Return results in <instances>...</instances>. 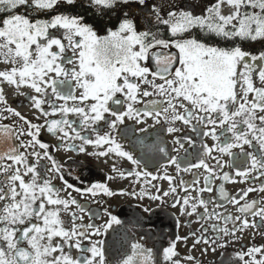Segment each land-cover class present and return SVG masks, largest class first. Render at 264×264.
<instances>
[{"label":"snow or ice","instance_id":"1","mask_svg":"<svg viewBox=\"0 0 264 264\" xmlns=\"http://www.w3.org/2000/svg\"><path fill=\"white\" fill-rule=\"evenodd\" d=\"M225 4L230 14H222ZM198 6L176 4L165 17L148 0H0V13H7L0 19V50H6L4 62L13 65L0 71V82L14 85L38 113L37 120L43 118V123H32L7 105L0 89V118L8 119L7 113L26 125L18 130L0 125V264H180L175 257L176 241L181 237L158 250L159 260L157 250L145 246V236L138 240L128 237L127 250L111 259L107 241L93 237L116 231L114 226L124 228V222L106 208L104 223L77 224L83 220L78 213L87 210L71 192L61 197L51 180L42 176L38 170L42 159L51 161L48 171L58 173L65 189L72 192L91 197L101 193L106 197L131 196L141 201L147 196L161 206L171 198V207L180 205L181 214L188 216L202 208L197 220L205 224H201L199 235H192L196 237L193 247L203 243L204 252L225 248L224 237L238 240L237 233L249 228L264 234V206L246 199L249 193H264V180L258 188L247 187L231 197L223 186L219 188L220 200L231 203L240 214L235 217L217 211L224 207L218 200L202 196L213 192V178L233 183H251L250 176L252 180L264 178V51L254 54L240 46L224 48L209 42L215 37L264 45V0H216L196 14ZM33 13L55 14L33 21ZM161 26L169 39L162 38ZM58 29L64 30L62 39L50 31ZM194 29L207 39L193 36ZM172 48L176 53L165 51ZM68 51L71 56L66 55ZM24 87L35 95L21 92ZM70 115L77 119H69ZM161 119L166 128L157 127ZM177 122L197 139L176 136L181 131ZM42 130L58 141L56 151L63 148L126 160L131 169L124 171L114 164L112 171L123 178L134 177V184L143 178L140 191L117 193L103 183L82 190L68 183L50 153L53 146L39 138ZM161 133L173 137V147ZM23 136L29 139L24 141ZM204 138L214 141L212 146L203 143ZM73 141H80L78 148ZM185 143L193 149L191 154ZM88 145L99 150L88 153ZM182 150L184 157L179 156ZM189 155L195 162L184 165L182 160ZM29 156L35 162H30ZM209 157L214 164L208 163ZM150 164L158 168L174 165L177 174L202 168L203 186L194 189L195 197L180 198L175 178L166 172L154 175L148 170ZM226 166L235 170V177L223 171ZM156 180L167 181L168 189L152 183ZM191 183L199 184L195 172ZM180 187L189 191L183 181ZM142 211L151 218L150 207H142ZM62 213L71 217V228ZM88 215L92 220L93 214ZM144 224V217L136 213L126 231L143 229ZM55 238L59 242L53 243ZM72 249L79 254L75 258ZM236 259L242 264H264V247H250L237 253Z\"/></svg>","mask_w":264,"mask_h":264},{"label":"flooded vegetation","instance_id":"2","mask_svg":"<svg viewBox=\"0 0 264 264\" xmlns=\"http://www.w3.org/2000/svg\"><path fill=\"white\" fill-rule=\"evenodd\" d=\"M153 0H148L149 5L154 4ZM216 0H166L164 3L160 5L155 4L161 11V14L166 17L167 12L172 10L174 5L176 4H196L199 5L195 8L196 14H201V12L206 9L208 6L213 5ZM231 9L225 4L222 6V14H230ZM7 13H0V19L4 18ZM51 13H43L37 15L33 13L31 15V19L34 21L35 19L47 20L51 18ZM141 30H144L143 23L141 24ZM162 30V38L169 39V35L165 30V26H161ZM59 38H63V29L58 30H50ZM104 34V33H101ZM193 36H199L204 39H207L204 33H201L199 29H194L192 32ZM67 43V41H64ZM214 46L230 48L235 46H240L245 51H250L252 53H258L260 51H264V45L260 42H251V41H240L237 39L236 41H225L219 38H213L211 41ZM252 44V47L248 45ZM257 44V46H254ZM34 47V46H33ZM159 50V49H157ZM165 51H169L171 53H176V49H167ZM6 50H0V71L10 70L13 65L9 63H5L4 53ZM66 55L71 56V51H68ZM67 67H71V65H67ZM257 86H259L258 80L256 81ZM0 89L3 90L5 98L7 100V105L16 111L20 112L27 119L31 120L32 123H43V118L37 120L38 113L31 107L30 102L25 99V96L20 95L16 90L14 85H8L6 82H0ZM21 92L26 94L35 95L31 89L26 87L20 89ZM151 99V98H146ZM57 103H62V101H58ZM71 103V102H69ZM2 107V106H0ZM47 109V105H44ZM137 107H141V105H137ZM4 115H8V119L0 118V125H9L11 127L16 128L17 130L20 127H24L26 129V125H23L22 122L18 120V118L11 116L7 113ZM59 118L57 117H50ZM69 119H77V117L70 115ZM151 123V121H149ZM177 127L181 129L180 132L176 133V136H191L194 140L197 139L194 133H192L188 127L183 124L177 122ZM101 128L104 127L103 124L100 125ZM157 127H167L164 124L163 119H161V125ZM82 134H89L87 132H82ZM162 137L169 143V147H173L171 144L172 136H168L166 133H161ZM40 140L42 142L49 143L53 147L50 149L51 155L56 160L57 164H59L62 168L65 180L74 185L77 188L85 189L90 187L94 183H103L110 190L115 191L117 193L121 191L131 192L133 190L139 192L140 191V183H143V178H141L140 183L134 184L132 181L134 177L123 178L120 177L118 173L113 172V165L121 170L127 171L131 169L133 166L127 162L126 160L116 158L114 155L109 157H100V156H90L87 154L79 153L78 151H67L65 149H60L59 151L55 150V145L58 141L52 137L50 134L46 132V130H42L40 134ZM94 138V134H93ZM22 140L27 141L29 137L23 136ZM17 145H19L20 141H15ZM77 148L80 145V141H73ZM203 143L212 146L214 141L210 138H204ZM199 148V144L196 146ZM185 148L188 149V152L191 154L193 149L185 143ZM40 151L39 148L36 149ZM99 149L94 148L92 145L86 146V151L88 153L98 151ZM248 150L247 147L245 149ZM18 151L24 152L25 149L19 148ZM32 149H28V152H31ZM235 152H239V149H234ZM172 155H177V153L173 152ZM212 155L218 156V153H213ZM180 157H184L183 150L179 153ZM30 162H35V158L32 156L28 157ZM225 161L228 160V157H223ZM188 162H195L192 155H189L187 160H182V163L186 165ZM5 163H11L10 161H5ZM166 163V161H165ZM208 163L214 164L215 161L210 157L208 158ZM40 165L42 167L38 168V170L42 173V176L45 179H50L52 185L59 190L61 197L65 196L66 192H71L72 196L77 200V202L83 206L87 212L78 213L79 215H83V220H77L76 223H83L87 225L88 223H95L97 225L102 224L106 221L107 217L104 216V210L107 208L113 215H117L123 222L124 228L119 226H114L116 231L110 230L109 233L104 237H93V239L103 238L107 241L109 257L113 260L118 258L125 250H127L126 238L130 237L132 239H139L141 235L145 236V246L153 247L156 252V258L160 259L159 251L162 246H167L169 241L175 240L176 237H181L180 240L176 241V252L177 257L180 261V264H242L239 260L236 259V254L241 251H247L250 247H264V234L256 229H246L243 232H238L237 236L239 239L237 240L235 237H224L222 242H225L227 246L225 248H216L215 252H212L209 249L207 252H204L205 245L203 243L196 245L193 247V243L195 240V236L192 233L200 234L201 224H205L204 221H198L197 216L203 212L202 208L197 209V212L192 216L182 215L180 211V205L173 208L171 207L172 199L167 198V203L163 206L159 204L158 201H151L145 196L143 201L135 199L131 196H114V197H106L102 193L96 197H91L89 194L72 192L71 189H65L64 183L61 181L60 176L55 171H48L52 167L51 161L47 159H42L40 161ZM246 166V165H245ZM148 170L152 171L154 175H163L165 172L168 175H171L175 178V182L177 185L178 195L180 198H183L185 195H191L195 197L197 195L195 188H199L203 186V176L205 175L204 170L201 169H192L190 172H182L177 174L176 168L174 165H168L166 168H158L155 164H150ZM224 172H229L231 175L235 177V170L229 167H225L223 169ZM193 172L197 173L199 178V184L193 185L191 182L193 180ZM256 175L255 173L252 174ZM112 176L113 179L109 180L108 177ZM27 179V178H26ZM150 179V177H149ZM240 178L236 177L238 181ZM251 183H239V182H223L213 178L212 187L213 192L208 193L204 192L202 194L203 198H213L218 200L220 203L224 205V207L217 209L224 213L225 215H231L233 217L240 215L237 213L236 208L231 204L227 203L219 198V188L223 186L224 191L231 196H235L241 189L247 187H259L260 183L264 178L252 180V177H249ZM183 181L186 185H188L189 191L186 193L180 187V182ZM152 183L157 184L158 186H162L164 190L168 189L167 181L156 180L152 181ZM146 187H150L147 186ZM154 191V190H152ZM250 201H258L261 206H264V193L259 191H255L249 193V196L246 198ZM182 202V201H181ZM39 201L37 202V204ZM139 205V207H138ZM142 207H150L153 212L151 214V218L149 219V213H145L142 211ZM214 205H209L211 209ZM72 211H77L75 208ZM88 212L92 213V220L89 219ZM139 213L144 217L145 224L143 229L136 228L135 231H126L132 227V221L135 218V214ZM62 219L67 222V227L71 228V217L67 213H62ZM249 221H252V217H248ZM258 220V218H256ZM39 223V221H34ZM206 226V225H205ZM221 226H224L221 223ZM229 229H231L232 224L229 223L227 225ZM222 235V234H221ZM188 237L187 240H184L183 237ZM59 242V238H55L53 243ZM65 251L68 249L65 247ZM71 255L75 258L77 255V251L75 249L71 250ZM192 256L195 259L193 261H186L184 257ZM259 258V255L257 256ZM247 259V257H246Z\"/></svg>","mask_w":264,"mask_h":264},{"label":"rangeland","instance_id":"3","mask_svg":"<svg viewBox=\"0 0 264 264\" xmlns=\"http://www.w3.org/2000/svg\"><path fill=\"white\" fill-rule=\"evenodd\" d=\"M164 1H166V0H153L152 2H153L154 4H158V5H160L161 3H164Z\"/></svg>","mask_w":264,"mask_h":264},{"label":"trees","instance_id":"4","mask_svg":"<svg viewBox=\"0 0 264 264\" xmlns=\"http://www.w3.org/2000/svg\"><path fill=\"white\" fill-rule=\"evenodd\" d=\"M51 14L53 15V14H55V13H51ZM89 18H91V17H90V14H89ZM248 46H249V47H252L253 45H252V44H249ZM254 46H257V44H254Z\"/></svg>","mask_w":264,"mask_h":264},{"label":"water","instance_id":"5","mask_svg":"<svg viewBox=\"0 0 264 264\" xmlns=\"http://www.w3.org/2000/svg\"><path fill=\"white\" fill-rule=\"evenodd\" d=\"M157 51H159V50H157Z\"/></svg>","mask_w":264,"mask_h":264}]
</instances>
